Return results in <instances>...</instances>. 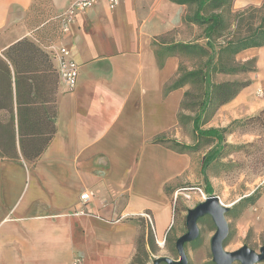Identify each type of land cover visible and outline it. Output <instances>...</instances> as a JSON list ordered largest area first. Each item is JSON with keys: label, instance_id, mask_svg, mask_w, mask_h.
Segmentation results:
<instances>
[{"label": "crops", "instance_id": "1", "mask_svg": "<svg viewBox=\"0 0 264 264\" xmlns=\"http://www.w3.org/2000/svg\"><path fill=\"white\" fill-rule=\"evenodd\" d=\"M263 2L235 0L233 10ZM54 4L66 7L63 0ZM32 7L33 0H0V59L24 39L37 41L27 24ZM187 11L174 0H120L115 9L98 0L75 14L50 51L43 49L51 55L66 48L79 79L70 91L53 59L58 85L52 140L33 164L0 158V264H131L137 219L145 212L162 248L175 224V193L204 181L203 156L155 142L190 144L180 121L190 86L167 90L179 78L181 58L162 57L161 63L157 56L162 38L194 43L184 23ZM253 53L257 70L250 86L221 106L205 129L225 128L264 109L258 94L264 90V47L237 58ZM9 114L0 106V122ZM86 192L93 193L89 202L81 200Z\"/></svg>", "mask_w": 264, "mask_h": 264}, {"label": "trees", "instance_id": "2", "mask_svg": "<svg viewBox=\"0 0 264 264\" xmlns=\"http://www.w3.org/2000/svg\"><path fill=\"white\" fill-rule=\"evenodd\" d=\"M234 1L176 0L178 4L187 5V14L189 8L195 6L191 16L185 15L184 23L202 28L206 44L176 43L166 48L164 56L163 53L157 54L161 63L162 57L177 55L181 58L179 78L167 90L190 86L181 104L180 121L183 127L192 125L196 144L165 141L164 138H158L155 142H171L179 152L193 153L198 150L201 139L208 144L216 141V145L203 156L201 165L206 194L209 196L213 188L208 181L207 171L223 155L226 135L238 122L221 129H205V126L221 106L232 101L251 84V81L215 84L213 77L217 74L234 76L256 72L257 60L238 63L237 57L244 51L264 47V2L259 7L250 6L238 12L231 21L224 13H232ZM208 7L211 8L210 13L206 11ZM4 56L6 60L0 59V96L3 98L0 106L10 114L6 116L7 120L0 122V158L12 161L23 158L33 164L41 157L56 132L54 120L57 117L58 73L52 64V55L28 39L12 45ZM192 56L205 61L198 69H184L183 59ZM194 87L199 90L197 97L191 91ZM185 111L193 115H185ZM246 120L264 122V109ZM253 200L243 199L240 206ZM137 220L142 227L144 219ZM146 240L145 234L138 236V253L146 254ZM152 240V235H149L147 243L151 244ZM135 258L131 264H134Z\"/></svg>", "mask_w": 264, "mask_h": 264}, {"label": "rangeland", "instance_id": "3", "mask_svg": "<svg viewBox=\"0 0 264 264\" xmlns=\"http://www.w3.org/2000/svg\"><path fill=\"white\" fill-rule=\"evenodd\" d=\"M63 1L66 4L65 8L54 4V0H33V7L27 18V24L31 30L35 31L36 43L42 49L50 51L51 47L57 44L65 32L63 30L64 20L69 15L71 7L79 0ZM189 9L188 17L195 11V6ZM206 11L210 13L211 8L208 7ZM240 11L242 10L234 11L232 9L231 14L224 13V16L234 21V16ZM186 32L190 33V36L194 38L193 42L202 40L203 44H206L203 37V29L199 26L191 27L190 25ZM161 40L160 43H157L160 46L158 52L163 53L162 56H164L166 48L176 44L175 36L171 35ZM252 59L257 60L256 53L250 54L245 61L242 58H237V62L244 63ZM204 61L200 57L192 56L184 58L182 65L184 69L194 70L198 69ZM254 73L234 76L217 74L213 77V82L220 84L227 81H251L249 77L254 75ZM191 91L195 97L199 95L197 87L191 88ZM258 94L262 97L264 90ZM185 114L193 115L189 111H185ZM236 121L238 124L233 125L231 133L226 135V146L224 147L223 155L210 167L207 171V176L213 188L212 195L218 196L220 201L230 208L229 213L226 215L230 232L224 242L225 250L233 252L247 245L259 252L261 247L264 246V122H247L246 118ZM184 130V134L190 139L189 145H195L196 139L192 135L191 128L184 126ZM215 145L216 141L208 144L201 139L198 143V150L193 153L198 157H202ZM205 186L206 184L203 181L202 183L189 185L186 188H201L206 193ZM250 198H254L251 202L253 204L248 202L240 206L241 200ZM203 201L201 196L195 191L192 192L191 199H186L183 195H179L175 203V197L173 198L175 224L166 236L164 248L158 246L155 233L144 222V225L140 227L138 236L143 233L148 240V236L152 235L153 240L151 244L147 243L146 240V254L137 252L138 255L136 254L134 264H154L155 260L161 257L178 260L176 241L187 232L186 217L188 210L193 209ZM240 220L242 225H239L238 221ZM199 229V238L185 246L188 264H214L212 261L211 239L216 232V226L212 218L206 216L200 219ZM260 264H264V262Z\"/></svg>", "mask_w": 264, "mask_h": 264}, {"label": "water", "instance_id": "4", "mask_svg": "<svg viewBox=\"0 0 264 264\" xmlns=\"http://www.w3.org/2000/svg\"><path fill=\"white\" fill-rule=\"evenodd\" d=\"M230 208L225 206L216 195H210L205 201L199 203L193 209L188 210L186 217L187 232L176 241L178 260L169 257H161L154 264H188L185 246L199 238L200 219L210 216L216 226V232L211 239L212 261L214 264H260L264 262V246L257 252L244 245L240 249L229 252L225 250L224 242L230 232L226 215Z\"/></svg>", "mask_w": 264, "mask_h": 264}, {"label": "built area", "instance_id": "5", "mask_svg": "<svg viewBox=\"0 0 264 264\" xmlns=\"http://www.w3.org/2000/svg\"><path fill=\"white\" fill-rule=\"evenodd\" d=\"M98 0H79L76 2L71 9L69 10V15L66 17L63 23V30H67V24L72 20V18L75 16L78 12H83L86 9L92 7L97 3ZM108 4L111 9H115L119 3L120 0H107ZM53 59L57 61L58 63V73L60 80L65 84L70 91H73L78 83L79 79V66L77 63L70 57L69 51L61 47L59 49H55L51 53ZM197 192L201 198L205 201L209 195H207L201 188H182L179 189L175 193V203L177 201V198L179 195H183L186 199H191L192 192ZM93 197L92 192H86L81 196V200L83 202H89ZM141 218L144 219L146 224L153 230L154 232V220L150 213L145 212L141 215ZM166 241H163L160 246L162 248L165 247ZM72 264H81L80 259H75Z\"/></svg>", "mask_w": 264, "mask_h": 264}]
</instances>
